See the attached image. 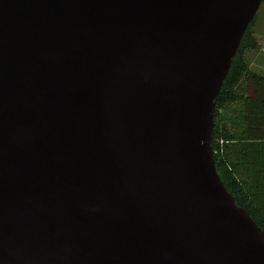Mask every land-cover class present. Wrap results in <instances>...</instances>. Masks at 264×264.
I'll list each match as a JSON object with an SVG mask.
<instances>
[{"label":"water","instance_id":"water-1","mask_svg":"<svg viewBox=\"0 0 264 264\" xmlns=\"http://www.w3.org/2000/svg\"><path fill=\"white\" fill-rule=\"evenodd\" d=\"M260 2L0 0V264H264L211 146Z\"/></svg>","mask_w":264,"mask_h":264},{"label":"trees","instance_id":"trees-1","mask_svg":"<svg viewBox=\"0 0 264 264\" xmlns=\"http://www.w3.org/2000/svg\"><path fill=\"white\" fill-rule=\"evenodd\" d=\"M257 10L215 98L211 146L224 185L264 230V75L246 58L247 50L260 47L253 29Z\"/></svg>","mask_w":264,"mask_h":264},{"label":"rangeland","instance_id":"rangeland-1","mask_svg":"<svg viewBox=\"0 0 264 264\" xmlns=\"http://www.w3.org/2000/svg\"><path fill=\"white\" fill-rule=\"evenodd\" d=\"M253 29L260 40V47L247 50L246 58L253 71L264 75V0L258 7Z\"/></svg>","mask_w":264,"mask_h":264}]
</instances>
